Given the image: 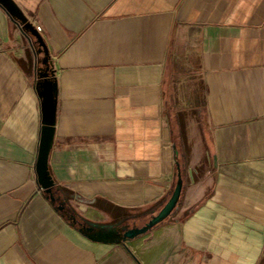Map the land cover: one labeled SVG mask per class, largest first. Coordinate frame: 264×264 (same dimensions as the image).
<instances>
[{"label": "crops", "instance_id": "obj_1", "mask_svg": "<svg viewBox=\"0 0 264 264\" xmlns=\"http://www.w3.org/2000/svg\"><path fill=\"white\" fill-rule=\"evenodd\" d=\"M15 1L56 69L50 168L71 206L158 210L176 160L185 186L141 240L68 221L37 180L31 43L0 5V264H264V0Z\"/></svg>", "mask_w": 264, "mask_h": 264}, {"label": "water", "instance_id": "obj_2", "mask_svg": "<svg viewBox=\"0 0 264 264\" xmlns=\"http://www.w3.org/2000/svg\"><path fill=\"white\" fill-rule=\"evenodd\" d=\"M0 5L6 10L8 15L15 21L20 30L24 32L32 45L34 52V78L35 89L41 101V131L38 146V154L35 162V170L37 180L41 188L47 194L51 201L54 196L49 195L53 188L57 185L51 168L50 154L54 146L57 123V106H58V78L56 69L51 59L48 46L43 35L37 26L30 20L29 16L24 12L21 6L15 0H0ZM177 177L173 189L166 202L151 214L149 219L141 225H133L126 228L123 233H116L113 223H93L95 226L108 228L105 231L88 233L94 239H105L116 242H126L141 236L163 221L167 220L174 214L180 205L182 193L185 186V180L182 172L181 162L176 160ZM133 214L130 217H137ZM123 218L117 223L124 221ZM83 231V230H81ZM84 232V231H83Z\"/></svg>", "mask_w": 264, "mask_h": 264}, {"label": "flooded vegetation", "instance_id": "obj_3", "mask_svg": "<svg viewBox=\"0 0 264 264\" xmlns=\"http://www.w3.org/2000/svg\"><path fill=\"white\" fill-rule=\"evenodd\" d=\"M32 47V45H31ZM33 51V48H32ZM34 52H33V67H34ZM49 195H53L54 196V201L57 206L62 210V212L64 214L69 215L70 217H72L76 223L82 228L84 229L86 232L88 233H94V232H98V231H105L108 228L105 227H100V226H95L93 223H113V226L115 227V231L116 233H123V231L128 228V227H132L133 225H139V221L138 219H134V217H130L133 214L132 213H127V212H123L121 214V216H118V218L113 219L111 221H92L89 220L88 218L82 216L80 213H78L73 206H71V202L70 199L65 191V189L57 184L54 188L52 192L48 193ZM123 218H126L124 221L119 222L120 220H122Z\"/></svg>", "mask_w": 264, "mask_h": 264}, {"label": "rangeland", "instance_id": "obj_4", "mask_svg": "<svg viewBox=\"0 0 264 264\" xmlns=\"http://www.w3.org/2000/svg\"><path fill=\"white\" fill-rule=\"evenodd\" d=\"M22 43H25V42H22ZM210 166V162H207L205 166H201L200 168V172L203 171L204 168L206 167H209ZM204 167V168H203ZM197 171L196 172V178H198L199 176H201V173ZM198 173V175H197ZM94 201H96V204L98 205V207H106V205L108 203H106L103 199L101 198H96ZM72 203H73V207L74 209L80 213L82 216H84L83 214H87L86 216L88 217L89 220H92V221H111L113 219H116L118 218V216H121V214L123 213L122 210H110V212L108 214H106L105 212H101L100 209H98V207L96 208V206L94 207L93 205L95 204H91L90 206V209H88V211H82L80 208H79V204L76 203V201L74 199H72ZM157 210H153V212H156ZM127 213H132V214H135V213H139V214H142V218L139 220V225L143 224L145 221H147L149 219V217L151 216V214L153 213L151 209H149V207H143V208H137V209H129V210H126ZM175 214V212H174ZM173 214V215H174ZM171 215L168 219L169 220H173L172 216ZM167 219V220H168ZM165 220V221H167ZM148 234L145 233L141 236H138L137 239H142L143 236H146ZM140 239V240H141Z\"/></svg>", "mask_w": 264, "mask_h": 264}, {"label": "trees", "instance_id": "obj_5", "mask_svg": "<svg viewBox=\"0 0 264 264\" xmlns=\"http://www.w3.org/2000/svg\"><path fill=\"white\" fill-rule=\"evenodd\" d=\"M47 195V194H46ZM203 200H204V198L203 199H201L200 201H198L191 209H190V212L189 213H193L197 208H198V206L201 204V202H203ZM53 202V201H52ZM55 205H56V207L62 212V210L57 206V204L55 203V202H53ZM122 211H124L123 209H121ZM63 213V212H62ZM135 214H137V213H135ZM63 215L66 217V219L68 220V221H70L72 224H74L75 226H77V227H79L80 228V230H83L84 232H86L84 229H82L77 223H76V221L72 218V217H70L69 215H67V214H64L63 213ZM138 219V221L142 218V214H139L138 213V215H137V217H134V219Z\"/></svg>", "mask_w": 264, "mask_h": 264}, {"label": "built area", "instance_id": "obj_6", "mask_svg": "<svg viewBox=\"0 0 264 264\" xmlns=\"http://www.w3.org/2000/svg\"><path fill=\"white\" fill-rule=\"evenodd\" d=\"M38 29H40V27L38 26Z\"/></svg>", "mask_w": 264, "mask_h": 264}]
</instances>
